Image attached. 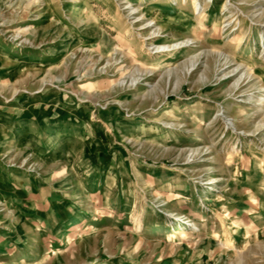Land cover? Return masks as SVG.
<instances>
[{
  "label": "rangeland",
  "instance_id": "rangeland-1",
  "mask_svg": "<svg viewBox=\"0 0 264 264\" xmlns=\"http://www.w3.org/2000/svg\"><path fill=\"white\" fill-rule=\"evenodd\" d=\"M102 263L264 264V0H0V264Z\"/></svg>",
  "mask_w": 264,
  "mask_h": 264
},
{
  "label": "bare ground",
  "instance_id": "bare-ground-1",
  "mask_svg": "<svg viewBox=\"0 0 264 264\" xmlns=\"http://www.w3.org/2000/svg\"><path fill=\"white\" fill-rule=\"evenodd\" d=\"M129 1V0H128ZM152 1V0H151ZM196 1H195V7H196ZM75 12V14H78L80 11H79V9H76V10H74ZM143 28H147V26L146 27H143ZM176 46V45H175ZM186 46H188V44H180V46L178 47V48H183L184 49V47H186ZM179 50V49H178ZM24 133V132H23ZM60 144L59 143H55V144H53L52 146H53V148H52V151H55V150H57V149H59L60 148V146H59ZM189 222H191L190 220H188V223ZM185 235H187V233H184ZM102 264H105V263H102Z\"/></svg>",
  "mask_w": 264,
  "mask_h": 264
}]
</instances>
